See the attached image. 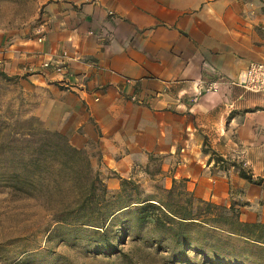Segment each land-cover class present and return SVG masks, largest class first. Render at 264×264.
Here are the masks:
<instances>
[{
  "label": "crops",
  "instance_id": "crops-1",
  "mask_svg": "<svg viewBox=\"0 0 264 264\" xmlns=\"http://www.w3.org/2000/svg\"><path fill=\"white\" fill-rule=\"evenodd\" d=\"M34 1L40 44L1 7L0 72L40 96L35 115L89 156L110 191L155 167L163 189L183 181L194 199L264 223V95L236 84L264 62L263 2Z\"/></svg>",
  "mask_w": 264,
  "mask_h": 264
},
{
  "label": "rangeland",
  "instance_id": "rangeland-1",
  "mask_svg": "<svg viewBox=\"0 0 264 264\" xmlns=\"http://www.w3.org/2000/svg\"><path fill=\"white\" fill-rule=\"evenodd\" d=\"M260 1L264 3V0ZM2 6L7 8L11 18L14 14L16 17L18 13L21 15V26L16 29L23 35L40 22L41 14L36 11L34 0L0 3V17ZM13 78L7 80L0 76V121L34 118L39 125L35 123L33 128L55 132L35 115L40 96L24 89L16 76ZM33 134L32 139H37L36 132ZM47 152L44 156L48 160L49 173L30 196H18L10 189H0V264H230L214 260L205 251L193 247L176 248L152 223L135 224L129 212L116 215L106 224L108 246L97 243L99 236L89 230L56 222L55 214L83 191L82 178L86 170L82 155L69 153L63 156L60 150ZM67 160L69 170L58 164ZM88 160L90 162L89 156ZM96 161L98 163L99 159ZM95 174L103 185H97V193L106 201L122 195V201L113 209L158 196L159 189H163L160 178L154 177L157 174L155 167L133 179H124L127 184L122 193L120 187L110 191L105 176L91 167V175ZM70 177L73 183L69 182ZM129 181L136 187L137 195L129 193L132 188Z\"/></svg>",
  "mask_w": 264,
  "mask_h": 264
},
{
  "label": "trees",
  "instance_id": "trees-1",
  "mask_svg": "<svg viewBox=\"0 0 264 264\" xmlns=\"http://www.w3.org/2000/svg\"><path fill=\"white\" fill-rule=\"evenodd\" d=\"M0 76L7 80L15 79L2 72ZM35 123L38 124L34 118L0 121V189H10L18 196L28 197L49 173L45 151L54 153L60 150L63 156L69 153L82 155L86 170L82 178L83 191L55 214L56 222L89 230L99 236L97 243L108 246L106 224L116 215L129 212L135 224L152 223L176 248L193 247L205 251L214 260L230 264H264V223L241 222L236 210H225L196 200L186 190L183 181L174 180L169 189H159L158 196L113 209L122 201V195L106 201L97 193V185H103L97 174L91 175L88 155L70 146L66 136L58 132L33 128ZM33 132L38 136L35 140L32 139L35 137ZM215 161L223 162L220 158H215ZM68 163V160L58 162L65 170L70 169ZM231 166L237 168L239 177L248 183L262 184L263 179H254L240 165L233 163ZM125 184L126 180H121L120 193L124 191ZM129 186L132 187L129 193L136 194V187L130 181Z\"/></svg>",
  "mask_w": 264,
  "mask_h": 264
},
{
  "label": "built area",
  "instance_id": "built-area-1",
  "mask_svg": "<svg viewBox=\"0 0 264 264\" xmlns=\"http://www.w3.org/2000/svg\"><path fill=\"white\" fill-rule=\"evenodd\" d=\"M110 15H112L110 13ZM45 22L40 21L34 28L33 33L37 43L45 40L46 27ZM92 35V32H89ZM103 38L106 39L105 34ZM99 36V35H98ZM63 58H67V54H62ZM41 67L44 69H52L56 74H62L64 67L61 64H51V62H43ZM236 84L246 92L264 95V62H252L238 75Z\"/></svg>",
  "mask_w": 264,
  "mask_h": 264
}]
</instances>
